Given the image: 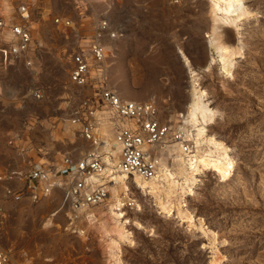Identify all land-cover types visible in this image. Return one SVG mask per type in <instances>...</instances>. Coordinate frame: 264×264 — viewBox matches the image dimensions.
<instances>
[{
  "label": "rangeland",
  "instance_id": "obj_1",
  "mask_svg": "<svg viewBox=\"0 0 264 264\" xmlns=\"http://www.w3.org/2000/svg\"><path fill=\"white\" fill-rule=\"evenodd\" d=\"M12 1H0L8 4L9 25L17 21L8 14ZM31 1L32 66L0 72V125H9L7 132H29L52 162L90 149L71 114L96 84L70 82V54L107 21L120 36L105 41V86L124 100L153 102L163 120L178 123L180 116L181 124L194 80L216 112L208 137L222 149L201 146L200 156L219 160L196 171L181 166L174 149L164 164L172 177L160 193L128 176L116 185L118 208L110 212V192L77 220L58 201L24 208V198L14 203L0 195V251L13 250L12 264H264V0H243L237 22L223 21L221 7L213 11L221 0ZM210 40L234 53L228 77L220 74L219 43ZM100 131L108 136L105 153L116 155L107 126ZM9 139L7 152L18 156L22 150Z\"/></svg>",
  "mask_w": 264,
  "mask_h": 264
},
{
  "label": "built area",
  "instance_id": "obj_2",
  "mask_svg": "<svg viewBox=\"0 0 264 264\" xmlns=\"http://www.w3.org/2000/svg\"><path fill=\"white\" fill-rule=\"evenodd\" d=\"M12 2L8 14L17 20L12 25L7 23V14L0 7V72L22 63L25 67L32 66L29 60L32 35L28 23L33 2ZM55 23L59 24L60 19ZM63 24L71 26L68 20ZM7 29L8 41L4 37ZM119 36L120 31L113 29L110 23L100 22L93 35L83 38L85 46L81 44L70 54V82L79 88L96 84L93 96L83 98L71 114V123L79 128L90 149L80 155L69 153L58 165H34L25 176L27 186L20 190L7 188L4 193L7 199L19 203L27 198L38 203L58 192L76 220L82 217L81 211L102 206L112 184L108 178L94 181L106 169L105 140L108 136L101 134L103 124L119 147L117 168L129 177L138 175L144 180L153 179L162 161L170 160V151L175 146H182L184 153L191 150V142L180 129V116L178 123L163 120L155 103L124 100L105 86L108 59L105 41H115ZM32 96L37 101L43 98L39 90ZM13 262V250L0 251V264Z\"/></svg>",
  "mask_w": 264,
  "mask_h": 264
},
{
  "label": "bare ground",
  "instance_id": "obj_3",
  "mask_svg": "<svg viewBox=\"0 0 264 264\" xmlns=\"http://www.w3.org/2000/svg\"><path fill=\"white\" fill-rule=\"evenodd\" d=\"M221 2H218L213 7L214 9L213 11L215 12L217 10H220L221 7V10L223 12V18H222L223 21L237 22L245 15L243 0H221ZM0 7H1V3H0ZM2 7L6 9L5 5L3 4ZM210 42H212V44L219 43L217 44L216 47L220 53L218 54L221 55L219 56L220 74L228 77L231 74V70L233 68V60H234L233 51L230 50V47L228 45L223 44L220 41L217 42L214 40L213 42V40H210ZM184 62H186L185 58H184ZM188 98L189 99L187 101L184 113L182 115L180 129L185 135V137L188 139V141L191 142L192 145L191 150L188 153H184L182 146L178 145L175 146L171 150V152L173 153V150L178 148L180 151L176 161L180 163L181 166L196 171L199 166L207 167L210 165L218 164V160H219V159L211 160L210 154L200 156V147L207 144L208 146H212L214 150L217 152L222 149V145L218 144L214 138L208 137L207 128L214 122L216 117V112L214 109L211 108V105L206 98V94L201 89L198 88V85L194 80H191ZM112 141L118 147L115 140L113 139ZM114 156H116V158ZM114 156L111 153V150L108 148L105 153L106 169L105 171H103L102 176H97L94 178V181L97 182H101L102 178H108L109 181L113 184V186L111 184L109 188V194L111 192L112 195L110 201L111 204L108 206L110 212L114 208H118L122 204L121 199H119L116 192V185L118 183H124L125 181L128 180V174L120 171L117 168L118 153ZM164 164L165 161H162L158 169V174L153 179L144 180L142 177L138 175H134L133 179L135 183L140 188L149 190V193L151 194L160 193L163 187L165 186V184L172 177V172L170 169L171 166L169 167ZM220 169L222 174H226L228 171V165L225 163L221 164ZM85 210H90V209H85ZM89 216L93 218L92 214H89Z\"/></svg>",
  "mask_w": 264,
  "mask_h": 264
},
{
  "label": "crops",
  "instance_id": "obj_4",
  "mask_svg": "<svg viewBox=\"0 0 264 264\" xmlns=\"http://www.w3.org/2000/svg\"><path fill=\"white\" fill-rule=\"evenodd\" d=\"M2 4L6 6V10L2 7ZM1 7L4 12L8 11V4L6 2H1ZM9 125H0V195L4 196L5 190L7 188L20 190L24 189L28 181L25 176L29 173L31 168L34 165L43 164V165H58L62 158L69 154L66 153L62 156L61 159L52 162L51 153L48 151L42 153L38 150V145L36 142L32 140V135L28 136V133H20L11 132V128L8 129L7 132L5 127ZM14 135V136H13ZM10 137V139H9ZM9 139L8 144L14 143L16 149H20L21 153L18 156H14L9 151L7 152V141ZM23 148V149H22ZM45 154V155H44ZM47 201H58L59 206L64 204L62 195L58 192H54L50 197L46 198ZM30 200L25 198L21 204L28 205L30 204ZM24 208H29L28 206H24Z\"/></svg>",
  "mask_w": 264,
  "mask_h": 264
}]
</instances>
